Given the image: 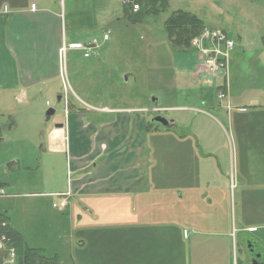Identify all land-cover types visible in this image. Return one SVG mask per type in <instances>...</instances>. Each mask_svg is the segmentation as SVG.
<instances>
[{
  "label": "rangeland",
  "instance_id": "obj_1",
  "mask_svg": "<svg viewBox=\"0 0 264 264\" xmlns=\"http://www.w3.org/2000/svg\"><path fill=\"white\" fill-rule=\"evenodd\" d=\"M124 3L125 0H81L72 14L67 15V33L75 34L76 40L94 48L61 55L63 86L58 95H63L65 103L69 98L79 109L76 97L84 99L89 94L104 96L109 102L125 106L138 103L140 108L160 109L155 113L137 114L149 118L160 116L178 125L177 129L164 130L150 123L153 129L146 134L145 145L153 152L150 161L154 170L172 175L180 170L188 174L192 172L188 169L202 164L204 169L212 168L215 157H220L227 187L222 191L220 181H214L211 185L221 190L219 194L208 196L205 191L203 196L195 197L193 192H188L175 209L168 211L166 205L164 210L163 206L155 207L158 216L170 215L178 222L170 227L150 224L147 229L152 240L160 241L165 235L176 244L171 251L155 250L156 255L162 256L161 260H134V255L129 254V260L112 261L116 251L107 250L102 253L109 258L106 264H225L228 260L230 264H245L242 244L246 241L256 242L255 252L264 259V226L255 225L264 224V196H245L247 190L233 164L235 155L227 111L230 107L233 110L253 103L264 107V0H168L166 9L157 15L144 14L139 21L135 15H124ZM175 11L194 14L206 31H220L233 41L228 66L217 75L204 70L199 48L191 44L188 48H176L171 44L164 22ZM204 46L211 44L204 41ZM85 52L89 56L85 57ZM226 82L230 92L228 100V94L224 93ZM38 90L36 86L33 97L27 100L18 92L0 96V185L5 194L0 198V217H7L25 245L42 249L47 256H56L61 264H101L90 258L94 250L84 260L86 243L98 241L99 237L90 236V229L82 224V214H75L71 219L68 214L58 213L65 212L69 195L46 194L50 190L66 192L71 186L68 158L71 148L75 149L76 137L73 132L69 135L71 148L66 144L62 152L49 153L45 138L50 127L46 131L43 128L59 114L63 119L68 114L64 113L67 106L57 104L58 95L48 96ZM220 92L225 95L222 99ZM49 109L55 111V116L46 123L45 112ZM182 119L188 126L179 125ZM196 130L203 132L198 139L200 148L197 151L191 146L186 165L181 158L165 157L171 148L173 158L174 152L182 154L181 148H175V142L182 141L181 136L188 133L186 140L192 145ZM202 153L206 157L201 163ZM196 159L200 163L194 166ZM188 176L194 180L186 182L190 189L199 175ZM198 181L206 186L207 182ZM176 188L178 183L167 185L168 195ZM241 224H254L258 228L255 235L260 238L239 234ZM120 225H106L107 239L121 243L114 231ZM183 230L188 239H184L185 244L178 238ZM215 240L225 243L217 246L212 254ZM211 254H218V260H212ZM5 257L0 256V264H8ZM10 264H15V256Z\"/></svg>",
  "mask_w": 264,
  "mask_h": 264
},
{
  "label": "crops",
  "instance_id": "obj_2",
  "mask_svg": "<svg viewBox=\"0 0 264 264\" xmlns=\"http://www.w3.org/2000/svg\"><path fill=\"white\" fill-rule=\"evenodd\" d=\"M80 1L0 0V96L18 92L27 100L33 97L36 86H39L40 94L58 95L61 84L63 86L60 53L62 43H81L76 40L75 34L67 33L65 28L67 15L72 14V10ZM32 4L35 5L34 10L30 8ZM86 47L93 49L94 45ZM229 95L230 92L227 100ZM76 100L80 109L73 105L69 98L65 103L63 95H58L57 104L60 106L64 103L65 108L67 106L64 113L68 114L64 115L63 119L59 114L50 125L45 124L43 128L46 131V127H50L45 138L49 153L62 152L66 144L71 148L69 135L71 136L73 132L76 137L75 149L71 148V155L68 158V173L72 174L71 186H68L66 192L50 190L46 194L54 197L58 194H68L65 212L58 213L68 214L71 219L75 214H82V224L90 229V236L99 237L98 241L86 243L87 248L83 249L84 260L93 250V257L90 258L101 261V264L109 261V258L102 256L107 250L116 251L115 256L111 258L112 261L129 260L131 258L129 254L134 255V260L141 258H149L151 262L161 260L162 256L156 255V251L159 253L163 250L171 251L176 244L165 235L160 241L152 240L147 229L150 224H164V227H170L178 222L170 215L168 218L166 215L158 216L155 207L163 206L164 210L166 205L168 211L175 209L176 204L182 201V196L188 192H193L195 197L203 196L205 191L208 196H212L213 193L219 194L221 190L211 185L214 181H220L222 191L226 189V181L222 175V158L215 157L213 160L215 165L210 169H204V164L196 167L195 164L200 163L196 159L195 169H188L192 170L188 174H182L180 170L176 171L178 174L175 175L157 172L150 161L153 152L145 145V136L153 129L150 123L153 124L154 117L137 115L146 111L152 113L151 110L156 108H140L138 103H129L130 105L125 106L122 103L109 102L107 97L94 94L84 96V99L76 97ZM46 105L48 106V103ZM227 111L234 147L233 157L235 155L233 164L237 176L243 181L244 190H247L244 191L245 196H264V107L253 103L250 106L239 105L233 110L230 107ZM53 112L50 118L55 116V111ZM49 120L44 119L46 123ZM169 121L171 126L163 127L164 130L178 128V125L173 123L174 120ZM186 122L182 119L179 125L184 124L186 127L188 126ZM202 133L197 131L192 145L186 140L188 133H185V137L181 136L182 141L175 142V148H181L182 154L174 152L173 158L171 148L165 157L171 160L181 158L186 165V154L191 146L198 151L200 148L198 139ZM215 149L218 151L220 147L217 146ZM201 157L199 160L202 163L206 155L202 153ZM217 169L222 172L219 174ZM189 174L199 177L195 180L197 183L187 189L186 182H194ZM198 180L207 182L206 186ZM171 183H178V188L171 190L168 195L166 186ZM157 195L160 197L155 198ZM2 218L13 230L7 217ZM108 224H122L114 230L122 240L120 244L114 239H107ZM255 225L241 224L239 234L252 235L259 239L260 237L255 235L258 232ZM249 228L257 229L249 233L247 231ZM93 231L96 233L92 234ZM184 231L186 230H183L182 236L178 235L179 241L183 244L188 240L184 237ZM123 232L128 233L123 236ZM194 241L196 242L193 244H196L197 240ZM224 243L223 240H215L211 253L213 254L216 247ZM152 244L155 247H152ZM218 258V254L212 255V260ZM225 264H230L229 260Z\"/></svg>",
  "mask_w": 264,
  "mask_h": 264
},
{
  "label": "trees",
  "instance_id": "obj_3",
  "mask_svg": "<svg viewBox=\"0 0 264 264\" xmlns=\"http://www.w3.org/2000/svg\"><path fill=\"white\" fill-rule=\"evenodd\" d=\"M168 0H125L124 15H135L137 21L142 19L144 14H159L167 8ZM133 5L139 10L131 12ZM165 32L176 48H188L193 38L199 36L205 29L201 20L192 13L186 11L173 12L164 22ZM226 93V89L224 90ZM0 217V220H4ZM11 238V247L15 253V264H61L56 256H46L42 250L26 246L22 237L15 231L8 229ZM2 264V263H1Z\"/></svg>",
  "mask_w": 264,
  "mask_h": 264
},
{
  "label": "built area",
  "instance_id": "obj_4",
  "mask_svg": "<svg viewBox=\"0 0 264 264\" xmlns=\"http://www.w3.org/2000/svg\"><path fill=\"white\" fill-rule=\"evenodd\" d=\"M31 10L35 9V5L32 4L30 6ZM139 8L137 5H133L131 8V11L136 12ZM106 36L104 37V39ZM204 41H209L211 46L205 47ZM191 45L195 46L200 49L199 58L202 61V66L204 70L210 74V75H217L219 71L222 70V68H225L228 66V52L233 48L234 43L233 41L226 38L224 34H222L220 31H211L208 32L204 30L199 36L194 38L191 41ZM88 48L82 44L77 42L72 43H62V46L60 48V53L64 54L66 50H87ZM85 57L88 56V53L85 52ZM228 88V82H226L225 89ZM225 97L224 93L221 92L219 94V98L222 99ZM154 112H159L158 109H153ZM4 197V192L2 189H0V198ZM64 203L61 204L63 206ZM55 208V206H54ZM248 232H255V228H249L247 230ZM184 235H186V231H184ZM10 245V237L7 234L6 231V224L1 222L0 223V255H5V261L6 263L10 264L13 262L15 253L12 248L9 247Z\"/></svg>",
  "mask_w": 264,
  "mask_h": 264
},
{
  "label": "flooded vegetation",
  "instance_id": "obj_5",
  "mask_svg": "<svg viewBox=\"0 0 264 264\" xmlns=\"http://www.w3.org/2000/svg\"><path fill=\"white\" fill-rule=\"evenodd\" d=\"M256 242L246 241L243 244V254L245 257V264H264V259L258 255L255 250L257 248Z\"/></svg>",
  "mask_w": 264,
  "mask_h": 264
},
{
  "label": "water",
  "instance_id": "obj_6",
  "mask_svg": "<svg viewBox=\"0 0 264 264\" xmlns=\"http://www.w3.org/2000/svg\"><path fill=\"white\" fill-rule=\"evenodd\" d=\"M53 110L49 109L45 112V120H49L50 116L53 115ZM152 122L159 124L162 127H170L171 126V122L160 117V116H156L153 118Z\"/></svg>",
  "mask_w": 264,
  "mask_h": 264
}]
</instances>
